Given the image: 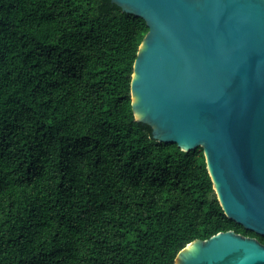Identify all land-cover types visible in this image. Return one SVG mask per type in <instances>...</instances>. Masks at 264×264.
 I'll use <instances>...</instances> for the list:
<instances>
[{
  "label": "trees",
  "instance_id": "1",
  "mask_svg": "<svg viewBox=\"0 0 264 264\" xmlns=\"http://www.w3.org/2000/svg\"><path fill=\"white\" fill-rule=\"evenodd\" d=\"M148 32L110 0H0V264H175L228 231L201 148L157 142L130 83Z\"/></svg>",
  "mask_w": 264,
  "mask_h": 264
},
{
  "label": "water",
  "instance_id": "2",
  "mask_svg": "<svg viewBox=\"0 0 264 264\" xmlns=\"http://www.w3.org/2000/svg\"><path fill=\"white\" fill-rule=\"evenodd\" d=\"M144 20L131 109L152 138L201 148L224 215L264 238V0H110ZM175 264H264L232 231L195 240Z\"/></svg>",
  "mask_w": 264,
  "mask_h": 264
}]
</instances>
